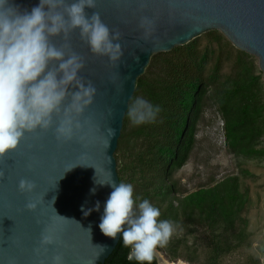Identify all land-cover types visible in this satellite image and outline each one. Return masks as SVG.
<instances>
[{
  "label": "water",
  "instance_id": "obj_1",
  "mask_svg": "<svg viewBox=\"0 0 264 264\" xmlns=\"http://www.w3.org/2000/svg\"><path fill=\"white\" fill-rule=\"evenodd\" d=\"M14 4L30 11L39 0ZM85 11L89 16L98 12L120 33L123 56L110 62L94 55L78 29L52 38L57 47L81 57L80 77L94 85L96 95L72 140L57 139L56 120L46 132L26 134L14 152L0 159V264H50L57 254L64 256L65 264H103L113 252L120 235L112 240L98 227L112 189L95 181H107L110 173L119 182L114 154L123 120L136 81L153 55L216 30L257 59L264 79V0H96V7ZM145 18L148 23L142 26ZM68 103L70 98L65 106ZM22 179L33 182L35 191L20 192ZM93 187L95 195L90 194ZM97 201L100 211L84 217L81 206L94 208ZM29 202L38 205L35 211L27 210ZM47 232L55 233L58 242L43 250L40 240Z\"/></svg>",
  "mask_w": 264,
  "mask_h": 264
},
{
  "label": "trees",
  "instance_id": "obj_2",
  "mask_svg": "<svg viewBox=\"0 0 264 264\" xmlns=\"http://www.w3.org/2000/svg\"><path fill=\"white\" fill-rule=\"evenodd\" d=\"M204 36L216 49L201 47L194 39L151 57L136 81L114 156L119 182L132 183L136 195L161 210L162 219H184L187 227L209 232L208 264H216L248 241L247 222L241 217L246 195L238 179L229 176L182 197L175 195L170 180L189 158L207 101L221 116L231 153L264 156V149L255 146L264 135V79L257 59L235 48L222 33L212 30ZM227 62L230 72L222 75ZM178 242L166 245L171 257H179ZM128 256L120 237L103 264H136ZM152 264H157L155 257Z\"/></svg>",
  "mask_w": 264,
  "mask_h": 264
},
{
  "label": "clouds",
  "instance_id": "obj_3",
  "mask_svg": "<svg viewBox=\"0 0 264 264\" xmlns=\"http://www.w3.org/2000/svg\"><path fill=\"white\" fill-rule=\"evenodd\" d=\"M95 7L96 0H39L30 11L22 12L14 0H0V159L14 152L26 134L46 132L56 120L55 133L61 141L72 140L82 128L79 118L92 104L96 88L80 77L84 67L81 57L57 47L52 38L67 37L78 29L94 55L118 62L123 56L120 33L112 31L98 12L91 16L86 13ZM145 23L147 18L142 26ZM109 177L103 183L95 181L112 189L98 227L112 240L120 235L123 246L129 249L130 261L152 264L157 249L171 238L174 224L162 219L161 210L148 199L136 195L132 183H117L110 173ZM35 188L31 181L19 182L22 193H32ZM96 190L93 187L90 194L95 195ZM37 206L29 202L26 208L35 211ZM100 208L97 201L94 208L82 205L81 212L88 217ZM87 231L91 234V228ZM57 242L55 233L47 232L41 237L40 248L47 250ZM50 264H65V258L57 254Z\"/></svg>",
  "mask_w": 264,
  "mask_h": 264
},
{
  "label": "rangeland",
  "instance_id": "obj_4",
  "mask_svg": "<svg viewBox=\"0 0 264 264\" xmlns=\"http://www.w3.org/2000/svg\"><path fill=\"white\" fill-rule=\"evenodd\" d=\"M195 39L201 47L216 49V43L204 33ZM230 63L224 66L222 75L230 72ZM255 146L264 149V135ZM229 176L238 179L240 192L246 195L241 217L247 222L248 241L244 247L223 256L216 264H264V156L244 157L231 153L224 140L221 116L215 105L207 101L189 158L182 168L173 173L170 182L175 184V195L182 197ZM172 222L174 232L166 245L179 241V257H171L165 245L164 249L156 251L158 264H208L209 232L200 226L187 227L184 219ZM186 257L192 261L186 260Z\"/></svg>",
  "mask_w": 264,
  "mask_h": 264
},
{
  "label": "flooded vegetation",
  "instance_id": "obj_5",
  "mask_svg": "<svg viewBox=\"0 0 264 264\" xmlns=\"http://www.w3.org/2000/svg\"><path fill=\"white\" fill-rule=\"evenodd\" d=\"M155 258H156V256H155ZM156 260H157V258H156ZM157 264H158V260H157Z\"/></svg>",
  "mask_w": 264,
  "mask_h": 264
},
{
  "label": "bare ground",
  "instance_id": "obj_6",
  "mask_svg": "<svg viewBox=\"0 0 264 264\" xmlns=\"http://www.w3.org/2000/svg\"><path fill=\"white\" fill-rule=\"evenodd\" d=\"M179 264H184V263L180 262Z\"/></svg>",
  "mask_w": 264,
  "mask_h": 264
}]
</instances>
